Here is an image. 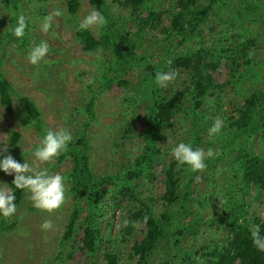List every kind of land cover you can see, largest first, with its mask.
I'll return each instance as SVG.
<instances>
[{
  "label": "rangeland",
  "instance_id": "1",
  "mask_svg": "<svg viewBox=\"0 0 264 264\" xmlns=\"http://www.w3.org/2000/svg\"><path fill=\"white\" fill-rule=\"evenodd\" d=\"M76 1L77 10L75 13H70L66 6L68 0H0V72L12 85L13 90L27 95L35 103L47 129L66 127L72 133L73 139L84 131L89 145L87 153L89 172L95 178L111 175V181L101 187L104 191L101 202L97 206H88L85 200L75 199L68 191L70 186L68 174L72 165L69 158L58 165H55L56 158L47 163L36 162L40 168L58 172L66 177L65 202L51 212L38 210L32 206L28 193L22 190L16 212L10 217L0 216V221L5 224L11 225V221L16 222L11 228H0V264H92L93 261L96 264H103L102 252L105 247L117 253L120 264H137L135 257H130L129 249L134 241L142 238L145 227L139 222L131 230L132 232L123 233L129 199L125 196L120 198L115 196L118 193L115 175L118 170L122 172L131 167L136 157L145 149L147 140L141 135L146 129L143 115L149 101L151 103L150 86L155 85V71H163L167 65L166 61L173 56L194 51L201 41L207 45H215L217 39H222L221 42L225 43L224 31L228 32L227 35L232 38V43L241 41L237 36L246 34L248 37L255 36L256 32L264 35V18L261 20L260 17L256 25L244 22L241 24L243 28L241 29L234 18H227L228 21L225 23H218L217 18L210 14L205 24L195 33L196 35L193 34L195 37L170 33L173 36L167 39L170 17L175 11L172 10L174 0H146V2L144 0L143 5L138 7V14L144 17L152 10L157 17L151 26L146 27L145 32L137 35L134 33L137 26L128 16V8L117 6L113 0H106L109 18L114 24L112 29L124 38L118 50L133 48L134 57L130 51L127 57L130 64L120 68L115 65L110 72L114 78L121 77L125 80L127 86L122 87L112 82L109 89L99 92L102 84L100 77L105 71V65L108 63L110 66L113 63L115 52L111 46L92 51L82 49L76 37V30L79 22L93 8L88 0ZM225 3L224 10L230 15L234 11L241 10L239 0H228ZM213 9H216L215 6ZM57 10L61 14L52 17V26L48 32H42L40 26L43 17ZM21 15L25 16L27 21L25 32L31 36L24 41V45L21 44L23 38L14 37L11 29L16 26ZM247 24L250 26H246ZM89 30L99 39L100 28L92 27ZM164 35L166 40L162 39ZM41 40L48 43L49 53L38 65H32L27 60V52L33 42L38 43ZM186 74L187 71L177 72L176 79L167 88L158 87V95L171 100V94L181 89ZM211 75L215 83H223L227 78L225 63L219 62L218 68L211 71ZM257 82L260 85L264 84V72ZM223 92L224 90L220 94L223 95ZM91 93H94V104L92 120H89L84 107ZM131 94L139 99L138 105L129 102L130 99L132 100ZM16 95H12L11 98L13 100L11 107H14L15 111L10 112L7 107H0V142L7 147V152L4 154H11L18 162L23 163L26 160L31 164L35 160L32 151L40 137L32 125L21 123L17 115ZM176 96L178 101L169 123L163 126L155 125L152 130L161 160H158L154 168L151 181L142 176L140 181L131 182L133 186H137L135 195L145 201L153 213H162L160 211L163 206L159 196L164 190L162 183L164 161L170 159V148L176 143L181 141L191 143L193 132L198 125L200 126L198 147L205 151L209 148L213 149L214 158H210L212 159L210 166L196 172L192 177L187 173L188 169L183 166V172L179 176L180 187L187 190L193 198L188 201L183 197V213H180L182 223L190 224L195 215L196 222L200 218L202 221L191 231L184 230L182 226L183 232L178 235L177 242L174 240L176 230L171 229V226L166 227L165 233L168 234L160 238L157 246L148 254L146 264H192L193 258L188 259L194 251L202 246L209 247L214 243L223 242L227 231L222 223L225 220L222 216L224 213L222 207L225 203L228 205V200L233 202V205L243 203L247 212L246 218H252V213L263 215L262 197L255 199V190L251 187L247 190L248 194L242 193L239 189L243 187L242 166L237 160L241 159L239 156L244 146L246 150L250 147L255 153H264V132H256L249 142L244 138H241L244 140L236 138L232 127H229L226 115L220 116L215 112L217 100L212 102L214 96L206 99L210 102V106H205V114L209 116V120H205L206 129L202 130V124L192 123L191 117L186 113H190L193 108L189 96L179 94ZM233 99L235 104L243 102L242 100L236 102L234 96ZM223 102L225 103V98ZM223 108L228 113L227 116L235 115L232 107L224 105ZM216 118L223 120L224 127L221 131L226 135L214 141L208 136L207 128ZM84 122L87 124L83 130ZM13 131L20 133V139L15 146H10L9 136ZM118 176L120 184L124 185L121 176ZM197 176L198 180L195 179ZM13 178L14 174L7 175L0 171V183H4L0 186L11 188L9 183ZM112 195L118 197L119 205L113 204ZM231 195H235V199H231ZM148 196H155L157 202L149 204ZM73 203H78L81 207L76 219L78 225L83 223L87 213H97L99 240L93 256L88 255L84 249H77L67 257L72 247H80L82 232L79 226L75 233L80 231L76 235L66 242H60ZM177 207L178 205H174L168 210L171 223H179L176 216L178 213L173 214ZM45 220L52 222L51 229H41L40 225ZM59 251H62L61 258H57ZM194 260L195 264H206L198 257Z\"/></svg>",
  "mask_w": 264,
  "mask_h": 264
},
{
  "label": "trees",
  "instance_id": "2",
  "mask_svg": "<svg viewBox=\"0 0 264 264\" xmlns=\"http://www.w3.org/2000/svg\"><path fill=\"white\" fill-rule=\"evenodd\" d=\"M226 1L228 0H174L172 10L175 11L170 17L167 30L169 35L167 39L173 35H192L191 37H195V33L205 24L210 14L217 18L218 23H225L228 21L227 18H234L239 23L241 29H243L241 24L244 22L256 25L260 17L261 20L264 18V0H239L241 10L234 11L232 15L224 10ZM113 2L119 7L123 6L128 8V16L136 23L137 28L134 33L137 35L145 32L146 27L151 26L157 17V14L152 10L148 11L144 17L138 14V7L143 5L144 0H113ZM88 3L93 9L102 12L107 23L103 27H100L101 36L99 39L95 38L89 29L76 30V37L82 49L84 51H92L111 46L115 52L113 63L110 66L107 63L104 67L105 71L102 72L103 74L101 73L102 76L100 78L102 84L100 83L99 92H102L103 89H109L112 82L126 87L127 82L125 80L121 79V77L114 78L112 74L110 75V72H112L113 66L115 65L118 68L128 66L130 61L127 57L130 51L134 57V49L124 48L118 50L120 47L119 44L124 38L119 32L112 29L114 24H112L109 18L106 0H88ZM66 6L70 13H75L78 2L76 0H68ZM214 6L216 9H213ZM14 9L17 8L14 7ZM17 10L15 11L18 13ZM246 26L250 25L247 24ZM11 29L13 30V28ZM236 30L238 31V29ZM170 33L173 35H170ZM227 34V31L223 32L225 43L221 42L222 39H217L218 43L216 42L215 45H207L201 41L194 51L184 52L166 61L167 65L163 71H187L185 79L182 80V87L175 94H171V100H167L158 95V87L154 84L150 86L151 103L148 100V108L145 107L146 112L143 115V119L146 124V129L141 133L147 140L145 149L136 157L131 167L122 172L118 170L117 175H115V184L118 188V193L115 196L119 198L125 196L129 199L126 213L127 223H125L123 233L128 234L139 222L144 224L145 227L142 238L139 241H134L129 249L131 251L130 257H135L137 264H146L148 254L157 246L160 238L168 234L165 233L166 227L171 226V229L176 230V237L173 236L177 242L178 235L183 232V229L191 231L202 221L199 216L200 220L198 219L196 222V215L192 218L190 224L182 223L181 221L182 217L180 213H183V197L188 201H191L193 198L187 190H183L180 187L181 182L179 176L183 172V166L178 165L173 158L170 157L168 161L165 160L162 167L164 190L159 196L161 205L163 206V209L160 211L162 213H153L145 201L135 195V188L137 186L131 184L133 180L140 181L142 176L143 178H149V181H151L154 175V168L158 160H161L156 150V138L152 130L155 125L163 126L169 123V119L174 113L176 102L178 101L176 95L189 96V101L193 103V108L190 113H186L191 117L192 123L197 124L199 122L200 125L202 124V130L206 129V124H204L205 120H209V116L205 114V106H210V102H208L209 99H206L214 96L212 97V102L217 100L215 102V112L220 116L226 115V119L229 120V127H232L236 138L239 140L244 138L246 139L245 141L249 142V139H252L256 132H264V84L260 85L257 82L261 73L264 72V35L256 32L255 36L250 35L248 37V34L245 36H237L241 41L232 43V38H229ZM28 37L31 36L25 32L21 44L24 45V41L28 40ZM257 38H260V40ZM162 39L166 40L165 35ZM221 61L226 65L227 78L223 83L217 84L213 81L211 71L216 70ZM222 90H224L223 95L220 94ZM15 94H17V115L21 123L32 125L36 132H38L39 137H41L47 128L42 117H40L37 106L27 95L13 90L12 85H10L9 81L0 72V107H7L10 112L15 111V108L11 107L13 103L11 98ZM130 96L132 100L130 99L129 102L131 101L138 105L139 99L133 94ZM233 96L236 102L238 100H242L243 102L241 104L233 103ZM223 98H225V103L223 102ZM125 100H127V97H125ZM93 104L94 93H91L84 107V112L90 118L89 120H92ZM224 105L225 107H232L235 115L232 116L229 114L227 116L228 113L223 108ZM86 124L87 122L83 123V130ZM198 127L200 126L195 127L196 130L193 132V138L191 140L194 147L199 146L200 136ZM225 135L226 133L221 131L219 135L212 138L216 141L224 138ZM9 137V145L15 146L20 139V133L13 131ZM88 150L89 145L83 131L77 138L73 139V142L68 146L66 152L56 157L55 165L69 158L72 163L68 174L70 184L68 189L69 193L77 200H85L88 206H97L101 202L104 194L101 187L111 181V175L93 177L92 173L89 172L90 168L87 162ZM239 157L241 159L237 161H240L239 164L242 166L241 183L243 184V187L239 188L240 191L248 194L247 190L251 187L255 190V199L262 197L264 204V153H255L250 147L246 150V146H244ZM211 161L212 159H208L206 165L210 166ZM184 167L187 168L186 166ZM187 173L191 177L195 174L189 169ZM118 175L121 176L124 185L120 184V177ZM11 184L12 182L9 185L16 196L15 203L18 204L22 196V190L15 189L14 185ZM118 197L115 198L112 195L114 205H119ZM148 197L149 200L147 199ZM148 197L146 199L149 201V204L152 205L157 202L155 196ZM230 197L231 199H235V195H231ZM174 205H178L176 212L173 214L176 215L178 213L176 216L179 223H171L169 219L168 210ZM243 206L244 204L241 202L233 205V202L230 200H228V205L226 203L223 205L224 213H222V216H224L225 220L222 223L227 231L226 238L223 242L214 243V245L209 247L202 246L194 251L188 259L191 260L193 258L192 264H195L194 259L196 257L204 260L206 264H264V252L258 251L253 246L249 231L251 225H259L260 232L264 235V205L263 215L259 216L258 214L252 213V218L245 217L247 212ZM80 211L81 207L78 203H75L72 206L65 229L60 237V242L63 243V241L70 240L80 230L82 232L79 241L80 247H72L70 249L71 252L69 251L67 253V257L77 249H84L91 256L97 250L99 240L97 213H87L82 221L83 223L78 225L76 219ZM15 223L11 221V225H8L0 221V228H11ZM78 226L81 229L75 233ZM61 256L62 251H59L57 258H61ZM102 256L104 260L103 264H120L117 253L108 247L104 248ZM92 264H96L95 261Z\"/></svg>",
  "mask_w": 264,
  "mask_h": 264
},
{
  "label": "clouds",
  "instance_id": "3",
  "mask_svg": "<svg viewBox=\"0 0 264 264\" xmlns=\"http://www.w3.org/2000/svg\"><path fill=\"white\" fill-rule=\"evenodd\" d=\"M61 13L56 12L43 17L41 22V31L48 32L51 28L53 16H59ZM106 24V18L102 12L92 9L78 24V29L87 30L92 27H103ZM27 21L25 16L21 15L12 34L17 39L25 36ZM49 53V45L46 41L41 40L38 43L33 42L27 52V60L32 65H38ZM177 77L175 71H157L154 75V83L159 88H167ZM224 122L221 118H216L207 128L209 137L217 136L221 133ZM73 142V135L66 127H59L55 130L46 129L40 137L38 144L32 151L35 158L33 163L24 161L18 162L11 154L7 152V147L0 142V171L7 175H13L11 185L15 189L23 190L29 195L32 206L38 210L51 212L59 208L66 199L65 182L66 177L58 172H51L46 168H40L36 162L47 163L66 152L68 146ZM218 155V153H216ZM169 155L178 165L186 166L191 172L196 173L206 168V161L214 158L213 149L207 151L200 147H194L190 142H178L170 148ZM199 179V177H195ZM4 184V183H0ZM15 192L11 188L0 186V216L10 217L17 210L15 203ZM127 223V221H125ZM41 229L48 230L52 228V222L45 220ZM250 236L253 246L261 252H264V235L260 232L259 225L250 226Z\"/></svg>",
  "mask_w": 264,
  "mask_h": 264
}]
</instances>
